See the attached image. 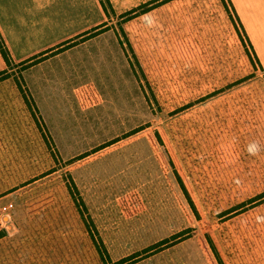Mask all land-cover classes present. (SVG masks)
<instances>
[{
	"label": "rangeland",
	"instance_id": "374dc122",
	"mask_svg": "<svg viewBox=\"0 0 264 264\" xmlns=\"http://www.w3.org/2000/svg\"><path fill=\"white\" fill-rule=\"evenodd\" d=\"M100 2L0 71V264H264V72L224 1Z\"/></svg>",
	"mask_w": 264,
	"mask_h": 264
},
{
	"label": "crops",
	"instance_id": "0c3cea01",
	"mask_svg": "<svg viewBox=\"0 0 264 264\" xmlns=\"http://www.w3.org/2000/svg\"><path fill=\"white\" fill-rule=\"evenodd\" d=\"M106 1L122 15L153 0ZM231 1L264 68V0ZM104 16L100 0H0V33L14 62L23 63L79 40ZM5 67L0 53V71Z\"/></svg>",
	"mask_w": 264,
	"mask_h": 264
},
{
	"label": "trees",
	"instance_id": "16d2710c",
	"mask_svg": "<svg viewBox=\"0 0 264 264\" xmlns=\"http://www.w3.org/2000/svg\"><path fill=\"white\" fill-rule=\"evenodd\" d=\"M165 1H167V0H153V1H150L147 4L142 5V6L138 7V8H136V9L128 12L127 14H130V13L135 14L141 9H145L147 7H150V6L155 7V5L156 6L160 5L161 3L165 2ZM223 1H224V4H225V7H226V11L229 14V18L231 19V21L235 25L238 33L241 34L242 37H243L242 39L244 40V42L246 44L245 46L248 48V52H249L248 55H249L251 61L257 66V68L261 72H264V68H263V66H262V64H261V62H260V60H259V58L257 56V53H256V51H255V49H254V47H253V45L251 43V40L249 39V37L247 35V32H246V30H245V28H244V26H243V24H242V22H241V20H240V18L238 16L237 12L235 10V7H234L232 1L231 0H223ZM165 4H166V2H165ZM145 13H147V12H145ZM86 35H89V36L85 37ZM86 35L80 37V39L81 38L82 39H86V38L89 39V38L92 37L93 34L87 33ZM71 45H73V44H71ZM196 47L199 48V45L196 46V44H195V47H194V50H195L196 54L198 55V51H197ZM63 50H64V48H63ZM0 53H1L2 57H3V59L5 60V62L7 63L8 67H9L12 64L11 63L12 62L11 54H10V52H9V50H8L4 40H3V37L1 35V33H0ZM33 60H35V59H33ZM4 73L5 72L0 73V77H2V75H4ZM4 79L0 78V81H3ZM185 194L187 195V198H188L191 206L194 207V203H193L191 197L189 196V193H188L187 189H185ZM251 201H252V198H251ZM121 208H122V210H123V212H124V214L126 216L131 217V216H134V215H136L137 213H139L140 211L143 210V204H142L139 196L136 193H132V194H129V195L125 196L124 198H122V200H121ZM87 226H88L89 231H90V233L92 235L93 241L95 242V244H96V246H97V248L99 250V253L101 254V256L104 259V257L107 256V252L105 250V247H104L103 243L95 238V236L91 232L92 230H91V228H90L88 223H87Z\"/></svg>",
	"mask_w": 264,
	"mask_h": 264
},
{
	"label": "clouds",
	"instance_id": "9594fccd",
	"mask_svg": "<svg viewBox=\"0 0 264 264\" xmlns=\"http://www.w3.org/2000/svg\"><path fill=\"white\" fill-rule=\"evenodd\" d=\"M249 150L251 151V148Z\"/></svg>",
	"mask_w": 264,
	"mask_h": 264
}]
</instances>
